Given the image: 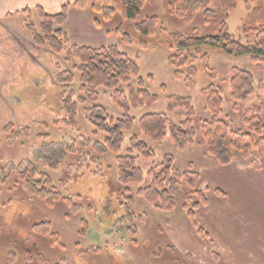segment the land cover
<instances>
[{
  "label": "rangeland",
  "instance_id": "rangeland-1",
  "mask_svg": "<svg viewBox=\"0 0 264 264\" xmlns=\"http://www.w3.org/2000/svg\"><path fill=\"white\" fill-rule=\"evenodd\" d=\"M172 2L147 0L134 20L115 14L103 27L93 23L95 15L88 10L72 6L67 11V20L59 27L70 43L115 45L136 63L139 74L116 89L85 88L73 69L74 62L64 59L65 52L56 53L34 42L32 33L40 30L35 6L26 13L9 7L10 11L0 16V264H264V158L254 153L243 158L237 153L234 170H230L236 179H223L221 184L205 171L224 167L206 154L200 133L202 120L210 117L201 92L208 85L222 90L220 117L230 130L250 132L245 124L250 117L247 108L259 107L264 101V57L253 61L248 55L229 56L203 47L191 64L197 72L191 76L194 85L189 88L175 77L176 69L168 64L164 45L172 30L208 36L221 26L243 44L262 41L264 32L256 28L264 26V0H210L207 10L198 11L188 22L169 11ZM149 15L158 17L160 29L146 37L144 49L122 43L113 33L120 26L134 36L135 24ZM203 60H208L213 76L203 72ZM188 67L179 69L182 77ZM233 68L247 70L253 77L252 93L239 101L231 96ZM140 79L157 100L150 106L133 107L128 86L137 88ZM169 95L189 97L194 109L193 143L181 150L168 137L154 142L137 129L138 119L146 113H165L176 123L185 119L184 108L167 110ZM67 96L77 107L76 127L67 124L68 114L62 109ZM94 104L104 106L113 118L127 112L135 119L133 130L123 132L117 153L100 150L104 134L95 131L84 113ZM259 117L264 125V113ZM134 134L150 145L155 155L145 158L133 152L143 178L121 185L116 157L127 154ZM169 154L177 168L187 170L190 163L192 170L203 174L198 188L213 205L199 208V225L183 208L190 193L187 185L175 193L171 212L155 209L135 193L149 184L148 170ZM30 168L49 178L62 199L48 206L26 192L21 177ZM127 196L134 201L133 224L122 218ZM193 200L196 198L191 197L187 206ZM218 202L227 208L221 211ZM37 221L49 223L51 236L31 230ZM183 227L187 228L184 234Z\"/></svg>",
  "mask_w": 264,
  "mask_h": 264
},
{
  "label": "trees",
  "instance_id": "trees-1",
  "mask_svg": "<svg viewBox=\"0 0 264 264\" xmlns=\"http://www.w3.org/2000/svg\"><path fill=\"white\" fill-rule=\"evenodd\" d=\"M146 2L147 0H74L61 5L59 10L54 13H49L37 5L35 10L40 18V30L37 33H32L33 40L38 46H49L53 52H65L64 59L74 62L73 69L79 74L80 81L85 88L116 89L119 84L127 83L132 77L139 74L134 60L115 45L72 44L63 28L59 26H63L66 22L70 6L88 10L95 15L93 23L98 27H103L102 24L110 21L115 14H120L128 20H134ZM209 2L210 0H174L169 4L168 9L183 21L188 22L194 18L198 11L207 10ZM29 9V7H25L21 9V12L26 13ZM159 29L158 17L149 15L135 24L136 35L131 36L124 32L120 26L115 28L113 33L120 38L122 43L134 44L144 49L147 46L146 37L154 36ZM256 29L258 32H264L263 25ZM263 41L243 44L235 39L225 27L221 26L216 34L208 36L188 35L178 30H172L167 32L164 45L168 51L167 62L176 69L175 77L181 78L190 88L194 85L191 76H195L197 72L196 67L191 64L197 55L201 54L203 47L222 51L229 56L248 55L253 61H258L264 57ZM207 61H204L205 65H202V70L205 74L213 76L214 72L207 67ZM186 65L189 66L186 69L188 72L182 77L179 69ZM253 84V77L249 71L231 69L230 88L233 100L245 99L252 93ZM201 92L205 97V109L210 112V117L202 120L200 127L201 136L206 143V154L221 166L232 163L237 153L243 158L249 157L253 153L259 158H264V135H262L264 125L259 117V113H264V101L259 107L247 108L250 117L245 120V124L248 125L250 132L232 131L227 122L220 117L223 102L221 88L208 85ZM128 100L133 107L150 106L155 103L157 96L144 89L143 80L140 79L137 82V88L128 86ZM176 107L185 109L184 120L176 123L170 120L165 113H146L138 119V131L145 138L158 143L168 137L175 148L179 150L192 144L196 132L191 122L194 109L190 98L169 95L167 110L170 111ZM62 109L68 114L69 122L67 121V124L76 127L73 120L77 114V107L70 96L62 100ZM84 113L88 122L94 126L95 131L104 134L100 145L101 152L117 153L123 142V132L132 131L134 128L135 119L127 112L121 118H113L104 106L94 104L86 107ZM251 132L255 134L256 138ZM129 144L127 154L116 157L117 177L121 185L140 182L143 178V172L135 163L137 156L133 152H137L145 158H153L155 155L154 149L143 139H139L136 134L130 138ZM174 162L173 155H165L160 163L148 170L149 184L138 188L135 193L144 197L155 209L171 212L175 205V193L181 185H187L190 188V193L184 199L183 208L186 210L187 217L193 220L195 211L206 206L209 200L206 194L198 188L200 174L192 170L191 164H188L187 170H181L175 166ZM21 179L24 190L48 206H52L62 199L60 192L55 189L49 178L43 173H37L33 168L26 170ZM125 191L130 192L127 188ZM191 197L196 200L187 206L186 202L191 201ZM132 198V196L125 198L123 204L126 208L125 214L122 216V218L130 219L131 224L135 217ZM72 208L75 209L74 206ZM31 230L42 235L51 236L52 234L49 223L43 221L35 222Z\"/></svg>",
  "mask_w": 264,
  "mask_h": 264
},
{
  "label": "crops",
  "instance_id": "crops-1",
  "mask_svg": "<svg viewBox=\"0 0 264 264\" xmlns=\"http://www.w3.org/2000/svg\"><path fill=\"white\" fill-rule=\"evenodd\" d=\"M73 1L74 0H0V16H4L5 14H7L8 11H10L9 7H13L14 8L13 10H19V9H23L25 7H30V6L33 7V6L39 5L44 10H46L48 12H55L54 10H58L61 5L65 4L67 2H73ZM70 7H72V6H70ZM70 7H69V9H70ZM69 9H68V11H69ZM78 9L80 11H82V12L83 11H85V12L87 11L86 9H80V8H78ZM85 12H84V14H85ZM77 15L79 16V14H77ZM95 32L96 31H94V33ZM96 35H98V34H96ZM73 37H74V40H76L75 39L76 36L73 35ZM68 38L70 39V37H68ZM78 41H80V40H78ZM75 42H76L77 45H79V43H77V40ZM88 46H90V45H88ZM95 46H97V45H95ZM232 163H230L229 165H226V166H222L224 168H218V167H215L214 166V167L207 168L205 171H207V174L208 175H210L212 177H214V176L217 177L216 181L219 182V183L221 182L220 180H223V179H228V178L236 179V176H234L232 173H230V170H234L233 169L234 166H232ZM202 175L203 174L201 172L200 173V180L198 181V186H199V182L202 183V180H203L202 179L203 178ZM222 183L223 182H221V184ZM217 204H218L217 207H219V206L222 207L221 208V211L222 210H225L227 208V206H226L227 204H225V203L218 202ZM210 205H213V203L211 204L210 199H209L207 206H210ZM194 216L197 219L196 220L197 221V224L199 225V208L195 211ZM184 226L187 227V224H185ZM186 229L187 228H184L183 227V231H182L183 233L182 234L185 233L184 231Z\"/></svg>",
  "mask_w": 264,
  "mask_h": 264
}]
</instances>
